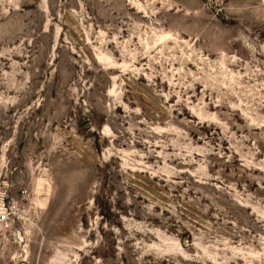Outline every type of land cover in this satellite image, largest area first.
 <instances>
[{
    "label": "rangeland",
    "instance_id": "374dc122",
    "mask_svg": "<svg viewBox=\"0 0 264 264\" xmlns=\"http://www.w3.org/2000/svg\"><path fill=\"white\" fill-rule=\"evenodd\" d=\"M10 204L0 264H264V0H0Z\"/></svg>",
    "mask_w": 264,
    "mask_h": 264
},
{
    "label": "built area",
    "instance_id": "2783aa9c",
    "mask_svg": "<svg viewBox=\"0 0 264 264\" xmlns=\"http://www.w3.org/2000/svg\"><path fill=\"white\" fill-rule=\"evenodd\" d=\"M15 204L10 205H3L0 210V231H2L6 226L7 222L9 221L10 216H14L16 212Z\"/></svg>",
    "mask_w": 264,
    "mask_h": 264
},
{
    "label": "bare ground",
    "instance_id": "6f19581e",
    "mask_svg": "<svg viewBox=\"0 0 264 264\" xmlns=\"http://www.w3.org/2000/svg\"><path fill=\"white\" fill-rule=\"evenodd\" d=\"M27 254V253H26Z\"/></svg>",
    "mask_w": 264,
    "mask_h": 264
}]
</instances>
